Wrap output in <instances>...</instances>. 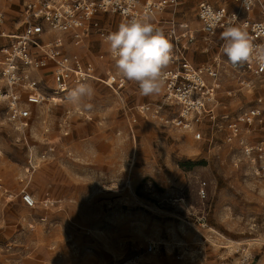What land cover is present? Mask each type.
Masks as SVG:
<instances>
[{
	"label": "rangeland",
	"instance_id": "1",
	"mask_svg": "<svg viewBox=\"0 0 264 264\" xmlns=\"http://www.w3.org/2000/svg\"><path fill=\"white\" fill-rule=\"evenodd\" d=\"M202 1L178 0L163 21L199 29ZM217 2L239 8L235 0ZM0 11L1 50L9 44L3 34L23 30L22 0H0ZM101 17L113 31L122 23L118 15ZM160 28L167 34L168 25ZM84 48L85 61L106 55L111 72L96 77L117 74L96 36ZM216 51L200 52L198 61ZM87 83L95 89L90 109L46 103L33 109L25 130L7 121L0 103V264H119L130 257L139 264H264V177L236 165L239 152L222 141L209 149L165 125L175 110L159 117L129 111L108 86ZM125 94L129 107L153 106L164 89L143 96L128 81ZM24 190L36 197L34 208L22 201Z\"/></svg>",
	"mask_w": 264,
	"mask_h": 264
},
{
	"label": "built area",
	"instance_id": "2",
	"mask_svg": "<svg viewBox=\"0 0 264 264\" xmlns=\"http://www.w3.org/2000/svg\"><path fill=\"white\" fill-rule=\"evenodd\" d=\"M235 1L239 4L236 10L200 2L196 11L200 27L195 29L188 22L161 19L178 6V0H22L23 30L3 34L9 44L0 50V103L5 105L7 121L19 130L28 129L35 107L65 102L67 92L81 82H101L123 101L127 80L118 74L95 75L106 55H98V61H85L74 49L85 47L94 36L106 44L103 37L113 29L104 22L103 14L118 15L122 22L148 14L157 27L168 25L173 59L164 70L163 102L131 109L153 117L168 108L175 110L164 118L165 125L191 134L209 149L220 147L222 141L239 152L236 165L244 163L256 178H263L264 70L256 63L234 67L222 53L220 36L225 26H246L252 42L264 44V0H250L247 7L244 0ZM217 14H222L218 23ZM4 21L0 11V24ZM217 47L219 51L205 63L193 62L192 55L210 54ZM108 57L115 63L109 52ZM46 74L49 81L44 79ZM201 193L205 196L203 188ZM22 201L27 207L36 206L34 196L26 190ZM153 249L149 246L148 251ZM119 264H139V259L130 257Z\"/></svg>",
	"mask_w": 264,
	"mask_h": 264
},
{
	"label": "clouds",
	"instance_id": "3",
	"mask_svg": "<svg viewBox=\"0 0 264 264\" xmlns=\"http://www.w3.org/2000/svg\"><path fill=\"white\" fill-rule=\"evenodd\" d=\"M250 0H244L247 7ZM222 14L214 19L218 23ZM213 27L216 24L212 25ZM222 53L234 67L244 63H256L264 70V44H254L246 26H225L220 36ZM170 35L157 27L148 14L135 15L120 23L115 31L103 37L108 52L115 61L117 74L138 85L140 94H159L165 84L164 71L172 62L173 45ZM95 89L87 82H81L67 92V103L76 108L90 109L89 101Z\"/></svg>",
	"mask_w": 264,
	"mask_h": 264
},
{
	"label": "crops",
	"instance_id": "4",
	"mask_svg": "<svg viewBox=\"0 0 264 264\" xmlns=\"http://www.w3.org/2000/svg\"><path fill=\"white\" fill-rule=\"evenodd\" d=\"M208 1V3H213L212 5H218V2H217V0H207ZM198 6V5H197ZM215 7H219V6H215ZM196 11H197V8H196ZM197 18V17H196ZM161 19L163 20V15L161 16ZM197 23H198V21H197ZM199 24V23H198ZM192 26V25H191ZM193 27V26H192ZM194 28V27H193ZM196 29V28H195ZM99 40V39H98ZM100 41V40H99ZM101 42V41H100ZM103 43V42H102ZM104 44V43H103ZM105 46H107L106 44H104ZM84 47L83 48H79V49H74V51H76V52H78V53H80V54H82L83 53V51H84ZM217 51H219V48L217 47ZM216 51V52H217ZM215 52V53H216ZM88 54V53H87ZM88 55H90V54H88ZM208 55H210V54H208ZM199 56H200V53H197V54H195V55H192V60H193V62L196 64V65H198V64H203V63H205V62H199L198 60H199ZM211 57V56H210ZM210 57H209V59H210ZM208 61V60H207ZM103 64L105 65V66H110V65H108V64H105V62H102L101 64L100 63H98V69H97V72L100 70V69H106L105 68V66H103ZM110 64V63H109ZM167 68H169V66L167 67ZM106 70H108V69H106ZM109 71V70H108ZM124 91L125 90H123L122 91V93H121V97H122V99H123V101L121 100V98L120 97H118V95H116L114 92V95H115V97L117 98V100H118V102L120 103V105H122L123 106V109H126V110H129V111H131L132 109L131 108H133V107H129V100H128V97L129 96H126V94L124 95Z\"/></svg>",
	"mask_w": 264,
	"mask_h": 264
},
{
	"label": "bare ground",
	"instance_id": "5",
	"mask_svg": "<svg viewBox=\"0 0 264 264\" xmlns=\"http://www.w3.org/2000/svg\"><path fill=\"white\" fill-rule=\"evenodd\" d=\"M5 35H7V34H5ZM155 95H158V94H155ZM35 199H36V197H35Z\"/></svg>",
	"mask_w": 264,
	"mask_h": 264
}]
</instances>
